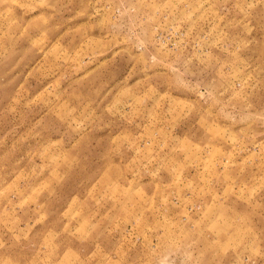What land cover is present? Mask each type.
Instances as JSON below:
<instances>
[{
  "label": "rangeland",
  "instance_id": "1",
  "mask_svg": "<svg viewBox=\"0 0 264 264\" xmlns=\"http://www.w3.org/2000/svg\"><path fill=\"white\" fill-rule=\"evenodd\" d=\"M0 264H264V0H0Z\"/></svg>",
  "mask_w": 264,
  "mask_h": 264
}]
</instances>
